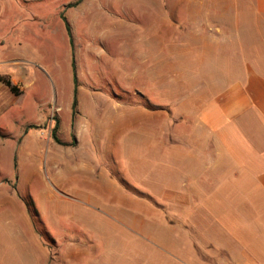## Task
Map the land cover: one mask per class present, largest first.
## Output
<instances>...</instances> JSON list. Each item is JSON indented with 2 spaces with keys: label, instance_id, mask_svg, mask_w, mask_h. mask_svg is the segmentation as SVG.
I'll return each mask as SVG.
<instances>
[{
  "label": "rangeland",
  "instance_id": "obj_1",
  "mask_svg": "<svg viewBox=\"0 0 264 264\" xmlns=\"http://www.w3.org/2000/svg\"><path fill=\"white\" fill-rule=\"evenodd\" d=\"M252 1L0 0V62L13 53L31 82L0 115V264H179L189 205L238 204L148 140L163 123L139 110L164 111L171 131L197 88L191 30L217 43L223 26L247 32Z\"/></svg>",
  "mask_w": 264,
  "mask_h": 264
},
{
  "label": "crops",
  "instance_id": "obj_2",
  "mask_svg": "<svg viewBox=\"0 0 264 264\" xmlns=\"http://www.w3.org/2000/svg\"><path fill=\"white\" fill-rule=\"evenodd\" d=\"M252 2L247 32H242L239 24L233 28L223 26L222 42L217 43L214 34L191 30L196 42L191 43L189 66L196 68L191 78L197 79V88L188 100L176 106L179 118L171 131L165 125L164 111L157 114L148 107L139 110L149 122L156 115L158 123L162 121L156 135L152 133L155 126L152 132L148 128V140L156 138L159 150L178 162L180 169L188 170L186 176H192L195 168L197 173L208 170L212 179L226 188L222 195L233 194L239 200L238 204L189 205L195 212L186 221L193 228L192 250L182 252L183 259L174 257L179 264H264V202L259 201L264 198V0ZM175 62L185 66L181 49L176 52ZM28 69H23L11 53L0 62V77L7 78L16 89L24 83L28 90ZM20 97L19 91L14 95L0 82V115ZM181 98H187L186 94ZM163 105L157 107L165 108ZM2 132L0 128L1 141L8 135ZM197 190L190 193H200ZM175 226L182 228L183 224Z\"/></svg>",
  "mask_w": 264,
  "mask_h": 264
},
{
  "label": "trees",
  "instance_id": "obj_3",
  "mask_svg": "<svg viewBox=\"0 0 264 264\" xmlns=\"http://www.w3.org/2000/svg\"><path fill=\"white\" fill-rule=\"evenodd\" d=\"M60 19L62 20L63 24H64V27H65V31L67 33V36H68V39H69V43L70 45L72 44V39H71V33H70V27L69 25L67 24V21L65 19V17L61 14L60 15ZM0 82L14 95H18V91L16 89L15 86H13L10 81L7 79V78H4V77H0ZM73 83L74 85L76 84V80H75V77L73 76ZM76 88L74 86V90H73V101H72V105H71V109L72 111H74L75 107H76ZM56 129H57V126H55V128L53 129L52 131V139L59 145H62L60 143V141L58 140V138L56 137Z\"/></svg>",
  "mask_w": 264,
  "mask_h": 264
}]
</instances>
